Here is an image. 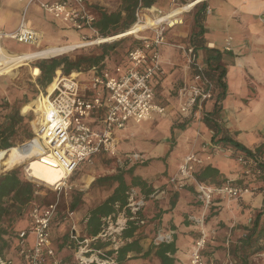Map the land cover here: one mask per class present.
I'll return each instance as SVG.
<instances>
[{
  "label": "built area",
  "instance_id": "2783aa9c",
  "mask_svg": "<svg viewBox=\"0 0 264 264\" xmlns=\"http://www.w3.org/2000/svg\"><path fill=\"white\" fill-rule=\"evenodd\" d=\"M34 1L36 0H28V3ZM203 1L205 0H200L199 3L189 7L190 9L182 12L180 16ZM169 5L170 12L174 8H182L185 4L180 7L178 0H170ZM40 8L56 21L59 20L80 32L81 43L85 45L80 48L114 41L102 42V38H98L97 29L94 27L97 17L86 9L84 0L42 3ZM169 12L158 10L155 18ZM261 18L264 22V15ZM137 21L144 22L145 19L137 18ZM169 23L164 21L146 28L137 35L126 36L135 38L140 45L127 51L121 65L114 64L112 68L106 66L103 69L92 66L85 75L74 72L68 76L59 75L56 79L52 93L45 95L42 117L44 127L41 133L30 141L38 140L43 150L40 155H36L42 166L62 172L61 181L50 185L51 188L61 190L67 179L75 172L77 165L82 162H90L93 157L99 155L108 158L117 157V140L113 136V131L124 130L127 121L140 124L149 120L153 113L165 115L166 108L154 103L155 91L152 81L160 72L159 47L165 44V30L176 25L170 26ZM85 31L94 34L95 40L88 42L91 35L86 36L83 33ZM142 32H150L151 35H142L140 34ZM38 38L24 21L14 32L4 33L0 30V41L11 39L19 44L32 45L38 41ZM208 47L210 50L214 49V45L209 44ZM178 48L184 56V72H186V79L177 93L179 113L185 118L200 121L203 119L205 103L214 98L216 87L206 67L199 63L195 47L185 45ZM60 132L63 135V142L50 145L49 138ZM204 148L202 151L206 150ZM209 158L210 156H206V159ZM236 160L244 174L249 175L253 167L256 173H259V169H255V162L244 155H237ZM143 161L142 154H128L124 163L131 165ZM200 164L201 160L195 152L188 153L180 162L177 173L170 179V183L177 189L192 185L196 198L201 202L205 212L215 198L231 201L252 194V190L246 186H235L230 183H221V185L200 183L195 177ZM21 165L25 179L34 185L36 188L34 193L37 195V187L44 184L33 177L30 165L27 166L25 163ZM146 202L143 194L131 188L126 192V205L115 204L113 212L102 217L97 235L81 236L76 234L72 227L69 239L71 249L74 251V263L119 264L120 249L130 242L125 232L143 224L141 213ZM57 213L56 202L44 205L35 203L30 209L26 228L20 230L16 236L15 253L21 264H60L52 247L50 233L53 218ZM72 215V212L67 213L69 217ZM205 216L201 214L200 219L194 221L202 226ZM29 236H33L31 243L28 240ZM206 236L205 232L200 230V236L191 244L187 264H207L203 260ZM171 241L172 234L160 232L154 238L153 245ZM0 264L13 263L0 256Z\"/></svg>",
  "mask_w": 264,
  "mask_h": 264
},
{
  "label": "crops",
  "instance_id": "0c3cea01",
  "mask_svg": "<svg viewBox=\"0 0 264 264\" xmlns=\"http://www.w3.org/2000/svg\"><path fill=\"white\" fill-rule=\"evenodd\" d=\"M57 1L63 0H36L32 3H28V0H0L1 31L4 33L14 32L17 30L19 24L24 21L27 27L34 31L39 37L38 41L32 45H23L11 39H3L0 41V51L3 49V51L9 55H30L44 51L45 54L34 58L36 60L42 56L53 57L47 55V50L58 48L62 45L54 47L51 46L54 43H48L50 45L43 48L44 50H35L39 49L44 40H47L48 42H52L53 40L55 43H57L58 40L63 41V37L68 36V34L66 36L64 35L65 29L73 31L78 37V40L81 36L80 32L70 28L59 20L56 21L40 8L42 3H55ZM100 1L101 0H84V5L88 11H91L96 15V13L91 10L90 5L96 4ZM167 1L168 0H158L152 8L161 7V9L169 11L171 7H169V4L166 7ZM29 9L31 11L30 17L28 16ZM41 14L43 16L44 14L47 15L52 22L48 21L46 17H43ZM201 14H203V17L200 24H198L196 21ZM263 15L264 0H205L191 13H185L184 15L178 16L177 19L174 18L168 21L170 22V26H173V24H180L179 17H181L184 25L177 26L172 30L170 33L171 39L177 42H185L186 40L191 41L195 45L201 66H204L207 69L208 57L211 55V59H216L217 61L214 60V62L220 69H222V71H224L222 81L224 82L226 90L223 98L219 101L221 110L219 111L217 119L218 123L223 125L225 131L233 139L235 138L236 133L234 128L233 131L230 130L232 127V124L229 123L230 120L249 118L251 116L264 118V22L261 18ZM83 33L87 34L89 32L85 31ZM142 33L148 36L151 35L150 32ZM12 43L27 46V49L26 51H14V49L12 50L11 48ZM208 44L214 45V49L211 52L206 48ZM159 57L160 72L154 77L152 87L155 91L154 103L165 107L166 113L163 116L156 113L151 114V118L145 120L148 125H144L140 129H137V126L140 127L144 121L140 122V124H136L130 120L127 121L124 130H114L113 136L117 140V145L125 144L126 147L122 152H117L119 156L124 157L125 154H142L144 157L146 156L145 159L151 163L152 161L149 158L147 159L145 149L140 147V143L146 142L145 138L147 135H151L152 133L161 130V125L165 126L171 119H178L181 117L177 94L173 98L174 104H171L169 101V99H171L169 92L172 87L175 86L178 88L177 86L180 85V81L183 79L185 62L178 51L171 47L160 46ZM27 62H31V60ZM32 70H34V73H37L36 69L32 68ZM37 75L38 73L34 76ZM216 94L217 93L215 92L214 98L211 100L212 102L215 101ZM205 104L204 110L206 114L213 110L214 105H212L211 108L209 107L210 109H207L208 103L206 102ZM201 124L202 123H198V126ZM203 125L205 129H207L206 135H208L209 138L206 137V135H201L197 132L196 138L191 144L189 153L192 152L191 150L198 152L199 149L202 148V144L206 146V139L211 140L212 135L210 130H208L205 124ZM182 126L183 124L175 127L179 128L181 132H186L185 130L188 125L184 128H181ZM145 128L149 131L146 132ZM182 136L187 138L188 141L189 137L184 134ZM170 143L171 147L176 145V139L173 138V136ZM135 144H138V146ZM260 144H255L250 149L252 150ZM10 150L6 151V154ZM198 154H200L198 156L199 159L203 162L201 161L202 165L200 164L197 170L205 167V165H212L210 162L205 161L206 158L202 153L198 152ZM99 156L105 157L102 155ZM99 156L93 158L95 159ZM216 156L217 154L212 155L207 161ZM86 163L87 162H82L77 165L75 171L78 168L83 167V165L85 166ZM237 166L238 168L236 172H231L229 170L222 171V169L218 170L224 175V177L229 178V180H235L240 176V172L244 173L242 167L239 164ZM177 169L175 173L177 172ZM142 178L146 180L147 185H152L151 187H154V189L157 188L154 184H159L160 187L165 186V191L168 192V194L163 192L160 193L162 195L159 204L155 202L156 200L154 201L157 197H154V199H147L146 205L141 213V217H143L144 220L143 224L140 227L135 228L133 236L129 237L130 242L133 240L137 241L136 249L138 251L128 252L120 264H160L159 259L155 256V249L152 248V238L156 237L160 231L172 234V240H174L175 247L177 248L175 255L171 256L174 259V264H187L191 244L196 239L195 235L199 234L200 230L204 231V222L202 226L193 224L194 219L198 220L200 219L201 214H205L202 207L199 208L194 205V202L196 201L192 194V191L195 192L194 187L191 185L189 189L173 193L171 185H169L168 182L154 183L148 181V178L146 177ZM155 192L156 191H154V193ZM253 194L255 193L245 195L243 198L249 203H251V200L257 203L259 196H254L253 198L251 197ZM109 196L110 195L106 198ZM104 200L94 207L101 205ZM233 202L234 200L225 201V208H228L227 210H229L226 219L229 228L231 229L238 224H246L247 222L249 224V205H247L245 209L243 207L245 210L243 213L238 210L237 214V211L230 208L231 205L233 207ZM156 203L158 204V207H156ZM73 204H77V206L72 209L74 216L72 215V217H69L65 215L61 217L60 215L62 213L60 214L58 211L53 218L50 228L51 236L52 230L55 231L54 238L52 236V247L56 252L60 264H75L74 251L71 249V243L69 240V232L72 227L78 235L91 236L86 233V223L88 220L87 217L94 207L90 209L86 215L79 217L81 212L79 207L80 204L75 200L70 207H72ZM60 217L61 219H59ZM188 220L189 222H187ZM190 220H193V222ZM28 240L29 243H31L33 236H29ZM10 259L13 261V264H21L17 255L15 257L11 256Z\"/></svg>",
  "mask_w": 264,
  "mask_h": 264
},
{
  "label": "trees",
  "instance_id": "16d2710c",
  "mask_svg": "<svg viewBox=\"0 0 264 264\" xmlns=\"http://www.w3.org/2000/svg\"><path fill=\"white\" fill-rule=\"evenodd\" d=\"M139 0H121L122 6L118 12H103L99 11L97 20L94 24L100 36L104 37L117 34L125 29L128 30L130 25L134 22V9L136 8ZM158 0H141L140 6L143 10L147 11ZM127 13L126 19H122V13ZM197 23L200 24L203 14L198 16ZM118 44H106L101 46V51L98 55L80 56L71 60L67 56L42 59L48 57H42L41 61L32 65L33 69H36L38 73L37 82L39 89L44 93L37 96L24 98L22 102L12 104L7 108V112L3 117V121L0 122V152L8 151L15 146V137H18L20 143L27 142L33 139L36 135H39L44 127L43 124V111L44 102L43 97L48 93L49 89L54 85L59 75L68 76L74 72H79L85 75V73L92 66H97L101 69L106 68L109 63L115 62V64L121 65L123 63V56L131 48L138 47L140 42L132 41L128 45H125L119 52V56H113L112 53L116 51ZM208 51H212L207 49ZM211 55L208 57L207 72L210 78L214 82L216 87V96L214 101L213 110L206 113L203 116V123L211 132V142L213 144L232 145L234 148V154L238 151H243L246 158L255 162L256 168L259 169V173L253 175V178L244 176V173L240 172V176L235 180H229L224 177L218 168L208 164L205 167L200 168L195 173L197 181L200 183L218 184L230 183L235 186H246L252 190L251 197L259 196L257 203L251 200L249 203L245 198L240 197L234 200L232 210L243 213L244 209L249 205V220L246 224H238L233 228H229L226 219L228 212L225 208V199L215 198L211 209L217 210V212L207 214V221L204 220L205 228L214 222L218 227L216 233L219 238L216 240L215 245L207 242L208 249L223 250L225 247V237L227 230L235 231V239L231 245V253L233 256V262L236 264H251V260L258 254L264 253V143L251 149H246L242 144L235 141L228 133L218 124L217 116L221 110L219 101L223 98L226 87L222 78L224 77V71L220 69L214 60L211 59ZM212 60V61H211ZM217 61V60H216ZM219 68V69H218ZM215 79V80H214ZM36 93H38L36 91ZM181 128H184L182 126ZM4 152V153H5ZM238 154V153H237ZM240 154V155H241ZM142 164L146 162H141ZM140 163V164H141ZM137 163L131 164L125 170H120L116 174L109 175L107 177H101L95 180V183L99 185H112L114 189L110 196L106 198L101 205L94 207L90 211L87 217L86 233L91 236L97 235L101 223V218L110 215L114 210V205L120 206L126 205V192L134 188L141 195L145 196L147 200L150 195L154 193L151 186L147 185V182L142 177L136 175ZM255 168V169H256ZM255 171V170H254ZM253 188L257 192H253ZM36 188L34 185L27 181L19 168H13L7 172L0 173V256L10 260L11 251H15L16 236L18 232L26 228L28 224L27 216L30 209L36 203ZM253 199V198H252ZM197 207L201 208L200 201L196 202ZM77 204H73L71 209H74ZM216 207V208H215ZM244 207V209H243ZM229 208V209H230ZM208 213V212H207ZM206 222V223H205ZM215 229V228H214ZM135 228H130L125 232L126 237H132ZM70 240V239H69ZM137 241L127 243L120 249L118 255L119 264L125 258L128 252L138 251L136 249ZM155 249V256L159 259L160 264H174V259L171 257L175 255L177 248L175 242L172 240L169 243L161 242L158 245H153ZM210 251V250H208ZM204 255V254H203ZM207 254L206 256H208ZM223 256V254H221ZM208 257L203 256V260L206 263Z\"/></svg>",
  "mask_w": 264,
  "mask_h": 264
},
{
  "label": "rangeland",
  "instance_id": "374dc122",
  "mask_svg": "<svg viewBox=\"0 0 264 264\" xmlns=\"http://www.w3.org/2000/svg\"><path fill=\"white\" fill-rule=\"evenodd\" d=\"M191 1L193 0H178V4L181 7L184 4L191 2ZM140 3L138 1V4L136 8L134 9L135 10L134 11V22L130 25V27L134 23L137 22V18H139L140 20H144L146 17L153 19L157 15L158 10L163 11L165 13L169 12L164 9H161V7L151 8L150 10L145 11L141 8ZM168 4H170V0L167 1L166 7L168 6ZM199 5L200 4L196 5L195 7H193L192 10L185 12V13H191L192 11L196 10ZM121 6H122L121 0H101L100 2L96 4L90 5L91 10L96 13V17L99 14V11H103V12L106 11L108 13L118 12L120 11ZM28 13H29L28 16L30 17L31 16L30 9L28 10ZM44 16L46 17L48 21L52 22L51 19L47 15L44 14ZM126 17H127V13L123 12L122 19L124 20L126 19ZM179 19L181 21L180 24H176L173 27L165 30V33H164L165 44L162 46L174 48L176 51H178L180 56H182V52L178 48L179 46L185 47V45L186 46L192 45L195 47V45L189 40H186L185 42H177L171 39L170 33L172 32V30L176 28L177 26L184 25L182 18L179 17ZM126 30L127 29L121 32H124ZM72 32L73 31L71 30L65 29L64 35L66 36L68 34V36L63 37V41L58 40V42L55 43L53 42V40L52 42H48L47 40H44L42 41V44L39 47V49L35 51H39L45 47H48L50 45L48 43H54L51 46L58 47L59 45H66V44H73L74 42H81V38L77 40L78 37L75 35L74 32L73 33ZM121 32L117 34H120ZM140 34L144 35L143 33H140ZM89 35L91 36L88 42L95 40L94 34H91L90 32L86 34V36H89ZM113 35H116V34H113ZM113 35H109V36H113ZM105 37H108V36H105ZM98 38H104V37L100 36L98 33ZM133 40L137 41L133 37H125V38L117 39L114 41L106 42V44H118L116 51L112 53L113 56L117 55L118 57L119 52L122 50V48L125 45L132 43ZM106 44H100V45L93 44V45L83 47V48H76L73 51H70L69 53L60 54L58 56L51 57V58L67 56L71 60H74V58L80 57L82 55L84 56L98 55L101 51V46L106 45ZM208 45L206 46L207 49H209ZM11 48L12 50L14 49V51H26L27 46L16 45L12 43ZM10 55H15V54H10ZM42 57L36 60L35 59L31 60V62L21 63L14 67L7 68L6 72H8V75L0 76V122L3 121V117L7 112V108L11 107L12 104L18 103L19 100L23 102L24 98L27 99L28 97L34 96L35 94L39 96L41 93L42 94L44 93V91L42 92L41 89H39L40 87L36 80L38 76H34L37 73H34V70H32V65L34 63L39 62L42 59H50V57L48 58H42ZM182 57L185 62L184 56ZM114 64L115 62L109 63L108 67L112 68ZM185 79H186V72H184L183 79L182 81H180V85L177 86L178 88L174 86L169 92L170 93L169 96L171 97L169 101L171 104H174L173 98L178 93ZM36 91L38 93H36ZM207 103H208L207 109H210L211 106L214 105V102L212 101L211 102L209 101ZM204 115H205V110L203 112V116ZM180 116L181 117L178 119L177 118L171 119L170 122H167L165 126L161 125L162 129L157 131L156 133H152L151 135L146 136L145 138L146 142L140 143V147H143L145 149V153L147 154V159L149 158L152 162L149 163V161L145 159L146 157L145 156L143 162H146V163L144 164L137 163L136 165L137 166L136 174L138 176L146 177L148 178L147 179L148 181H151L154 183H161V182L167 183L168 182V184L171 185V189L173 193L174 192L176 193L177 191H181L184 189H189V187L191 186L189 185V186H185L182 189H177L175 188L174 184H171L169 181L171 178H173V176L176 175L177 172L175 173V171L177 167L179 166L180 162L182 161L183 157H185L189 153L191 144L196 138V133L199 132L201 135H206L207 133V129H205L202 119L198 121L196 119H191L188 117L185 118L182 115ZM181 122H184V123H181ZM198 123H202V124L198 126ZM229 123L232 124V127L230 130L233 131V128L235 129L236 134H235L234 140L242 144L246 149H250L255 144H260L264 142V118L251 116L249 118H242V119H235V120L232 119L229 121ZM182 124L184 127L188 125L185 130L186 132H181L179 128L175 127V126H180ZM218 124L225 130V128L223 127V125H221V123H218ZM144 125H148L147 121L142 122L140 127L137 126L138 127L137 129H140ZM145 130L146 132L149 131L147 128H145ZM183 134L189 137L188 141H187V138H184L182 136ZM172 136L173 138L176 139V145H174L173 147H171V143H170ZM206 137H208V135H206ZM14 141H15V146L12 148V150L14 148H20L24 145H29V142L32 140H28L27 142L20 143L18 137H15ZM36 141L30 142V143H34L39 148L40 151H43L39 145L38 140ZM59 142H63V135L61 132L49 138L50 145H56ZM205 143H206V146L202 144V148L199 149L198 152L202 153V155L205 158L206 156L211 157L212 155L217 154L216 157L211 158L209 161H207L206 159L205 160L206 162H210L213 166L218 167L219 170L222 169V171L223 170H229L231 172L237 171L238 162L236 160V157L237 155L244 153L243 151H238L237 152L238 154L237 153L234 154V150H233L234 147L232 145H221V143L219 145L213 144L210 139H206ZM135 145L138 146V144H135ZM42 147L45 150L44 144ZM125 148H126L125 144H118L116 146V150L118 153L122 152V150H125ZM203 148L206 150L202 151ZM191 151L195 152V150H191ZM4 152L5 151L0 152V173L7 172L13 168H19L20 171L22 172V167H23L22 165H15L13 166V168L7 167L6 169H4L5 167L3 166V161H4V155L6 154V152L5 153ZM198 152L197 151L195 152L197 157L200 155L198 154ZM126 155L128 154H125L124 157L117 155V157L115 158H111V157L107 158V157H101V156L96 157L95 159L93 158V160L90 162H87L85 166L83 165V167L78 168L75 171V173L67 179L65 185L63 186L61 190H54V188H51L48 185L46 186L40 185L39 187H37L38 194L36 195V198H35L36 203L44 205L46 203L56 202L58 204L59 213L60 214L62 213L60 216L63 217L67 215L68 212L73 213L70 205L72 204V202L76 200L77 203L79 202L80 204L79 207H80L81 212H80L79 217L80 216L83 217L84 215L88 213L90 209H92L95 205H97L99 202L104 200L108 195H110V193H112V189L114 188V186H112L111 184L109 186L99 185L98 183H95L94 181L98 178L107 177L109 175L116 174L120 170H125V168H128L130 165L124 163ZM202 162H201V165H202ZM254 173H256V171H254V167H253L250 174L249 175L244 174V176L253 178V175H255ZM154 185H156L157 188L154 189L153 187L152 189L156 192L150 195L148 199L149 198L154 199V197H157L156 199H154V201L156 200L155 202L159 204L161 195H162L160 193L163 192V193L168 194V192L165 191L166 190L165 186L160 187L159 184H154ZM192 192H193L192 194L194 196V199L196 200L194 204H196V202H198L199 200H197L196 198V193L194 191ZM253 192H257V190L253 188ZM169 193H172V192H169ZM157 203L155 204L156 207H158ZM211 208H214V207H212L211 205L208 209H206V212H205L206 216L204 220L206 219L207 214L217 212V210L214 211L215 209H211ZM61 217L59 219H61ZM190 221L193 222V220H190ZM187 222H189V220ZM193 224H196V222L194 221ZM217 228L218 227L216 226V224H214V222L210 223L207 226V228H205V225H204V231L207 235L206 236L207 242H209L208 239H210L211 241L209 242V244H212V245L217 244L216 240L219 238V235L216 233L217 231H215L217 230ZM234 232L235 231L227 230L226 234H224L223 237H225V242H224L223 247L225 248L223 250L208 249V247L206 246L207 245V242H206L205 249L203 251V254H204L203 256L208 257L207 259L208 261L206 262L207 264H236L235 262H233L234 258L231 253V247H232L231 245L234 244L232 240L235 239ZM54 235H55V231L52 230L53 238H54ZM199 236H200V233L196 234L195 238H198ZM154 238H152V242ZM11 253L12 254H10L8 258H11V256L12 257L16 256L15 251H11ZM207 254L209 255L206 256ZM221 254H223V256H221ZM251 264H264V253L258 254L255 257H253L251 260Z\"/></svg>",
  "mask_w": 264,
  "mask_h": 264
},
{
  "label": "bare ground",
  "instance_id": "6f19581e",
  "mask_svg": "<svg viewBox=\"0 0 264 264\" xmlns=\"http://www.w3.org/2000/svg\"><path fill=\"white\" fill-rule=\"evenodd\" d=\"M200 0H195L188 4H185L182 8H174L168 14H165L161 17H157L154 19H150L148 17L145 18L144 22L137 21L134 23L128 30L121 32L120 34H116L113 36H108L102 38L101 41L104 42L106 40H117L121 39V37H126L129 35H137L139 32L145 30L148 27H153L158 25L161 22L169 21L171 19L177 18L184 11L190 9L189 7L199 3ZM85 46L81 42H75L73 44L62 45L58 48H52L47 50L48 56H58L60 54L69 53L76 48H80ZM44 50V49H43ZM32 53V52H31ZM45 54L44 51L37 52L34 54H26V55H7L3 49L0 51V76L8 75L6 72L7 68L14 67L21 63H26L27 61L33 60L34 58ZM54 85L49 89L47 94H51ZM44 108H45V96L43 97ZM36 141V140H35ZM37 142V141H36ZM40 145V144H39ZM43 151H40L39 148L34 143H29V145H24L20 148H14L10 150L7 154L4 155L3 166L6 169L7 167H12L15 165H20L25 163L30 165V169L33 177H35L38 181H40L45 186L55 185L62 179V172L56 171L54 169L44 167L38 162V158L36 155H40Z\"/></svg>",
  "mask_w": 264,
  "mask_h": 264
},
{
  "label": "water",
  "instance_id": "95a60500",
  "mask_svg": "<svg viewBox=\"0 0 264 264\" xmlns=\"http://www.w3.org/2000/svg\"><path fill=\"white\" fill-rule=\"evenodd\" d=\"M21 165V164H20Z\"/></svg>",
  "mask_w": 264,
  "mask_h": 264
}]
</instances>
